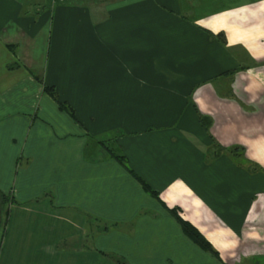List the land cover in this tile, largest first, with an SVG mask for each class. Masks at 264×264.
I'll return each instance as SVG.
<instances>
[{
  "label": "crops",
  "instance_id": "1",
  "mask_svg": "<svg viewBox=\"0 0 264 264\" xmlns=\"http://www.w3.org/2000/svg\"><path fill=\"white\" fill-rule=\"evenodd\" d=\"M113 258L264 264V0H0V264Z\"/></svg>",
  "mask_w": 264,
  "mask_h": 264
},
{
  "label": "trees",
  "instance_id": "2",
  "mask_svg": "<svg viewBox=\"0 0 264 264\" xmlns=\"http://www.w3.org/2000/svg\"><path fill=\"white\" fill-rule=\"evenodd\" d=\"M37 79L42 82V80L40 78L37 77ZM43 89L46 93H48L58 104L59 108L65 112H67L72 118H74V112L73 110L65 105L64 103H61L58 101L57 95L55 93V90L51 87H47V86H43ZM112 154V153H111ZM115 159L123 166L125 167L129 173H131V175H133L134 177H136L126 166V161L122 156H116ZM137 180L141 183V186L143 187V189L149 193L150 195H152L153 197H155L156 199L158 198L156 193L153 192L146 184H144L142 181H140L138 178ZM4 199V198H3ZM2 200V199H1ZM169 213L171 216H173L177 222L180 224L181 229L183 231V233L195 244L197 245L200 249H202L205 252H209L211 254H213L214 256L217 257V254L215 253V251L213 250V248L211 247V245L203 238V236L197 231L195 230L190 224H188L187 222L183 221L176 212L169 210ZM119 263V262H118ZM123 264V263H121Z\"/></svg>",
  "mask_w": 264,
  "mask_h": 264
},
{
  "label": "built area",
  "instance_id": "3",
  "mask_svg": "<svg viewBox=\"0 0 264 264\" xmlns=\"http://www.w3.org/2000/svg\"><path fill=\"white\" fill-rule=\"evenodd\" d=\"M55 3H60V4H72L77 2L78 0H53Z\"/></svg>",
  "mask_w": 264,
  "mask_h": 264
},
{
  "label": "rangeland",
  "instance_id": "4",
  "mask_svg": "<svg viewBox=\"0 0 264 264\" xmlns=\"http://www.w3.org/2000/svg\"><path fill=\"white\" fill-rule=\"evenodd\" d=\"M110 260H111V258H109ZM114 260H116V261H118L119 262V264H121V263H123V258H113ZM219 259V258H218ZM254 260V259H253ZM240 264V263H239ZM241 264H245V263H241ZM249 264H263V263H261V262H253V263H250L249 262Z\"/></svg>",
  "mask_w": 264,
  "mask_h": 264
}]
</instances>
